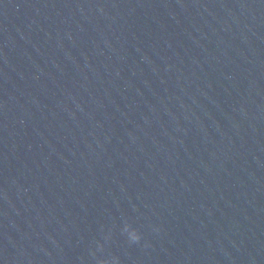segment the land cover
Instances as JSON below:
<instances>
[{"label":"water","instance_id":"1","mask_svg":"<svg viewBox=\"0 0 264 264\" xmlns=\"http://www.w3.org/2000/svg\"><path fill=\"white\" fill-rule=\"evenodd\" d=\"M103 261L264 264V0H0V264Z\"/></svg>","mask_w":264,"mask_h":264},{"label":"clouds","instance_id":"2","mask_svg":"<svg viewBox=\"0 0 264 264\" xmlns=\"http://www.w3.org/2000/svg\"><path fill=\"white\" fill-rule=\"evenodd\" d=\"M124 231L128 233V238L131 242H139L141 239L140 234L135 229H129V227L126 225ZM101 264H108L107 261L101 262Z\"/></svg>","mask_w":264,"mask_h":264}]
</instances>
